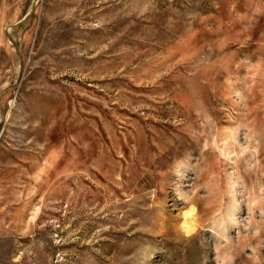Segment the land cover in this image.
<instances>
[{
    "label": "rangeland",
    "instance_id": "1",
    "mask_svg": "<svg viewBox=\"0 0 264 264\" xmlns=\"http://www.w3.org/2000/svg\"><path fill=\"white\" fill-rule=\"evenodd\" d=\"M0 264H264V0H0Z\"/></svg>",
    "mask_w": 264,
    "mask_h": 264
}]
</instances>
